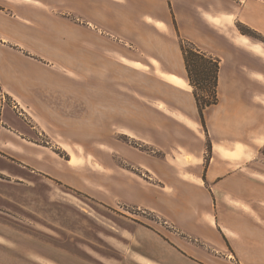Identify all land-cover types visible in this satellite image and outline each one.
Returning <instances> with one entry per match:
<instances>
[{"label": "crops", "instance_id": "0c3cea01", "mask_svg": "<svg viewBox=\"0 0 264 264\" xmlns=\"http://www.w3.org/2000/svg\"><path fill=\"white\" fill-rule=\"evenodd\" d=\"M179 38L220 60L206 136ZM141 74L172 93L166 110L149 101L164 133L186 137L156 140L162 158L136 161L153 182L124 181L117 198L162 219L182 264H264V0H0V91L23 110Z\"/></svg>", "mask_w": 264, "mask_h": 264}, {"label": "rangeland", "instance_id": "374dc122", "mask_svg": "<svg viewBox=\"0 0 264 264\" xmlns=\"http://www.w3.org/2000/svg\"><path fill=\"white\" fill-rule=\"evenodd\" d=\"M69 92L24 110L2 93L0 264H142L149 255L182 264L161 238L162 219L116 195L124 181L153 182L136 161L162 158L156 140L173 150L186 137L165 134V114L150 110L149 101L166 110L172 93L149 74ZM198 129L206 136V124Z\"/></svg>", "mask_w": 264, "mask_h": 264}, {"label": "trees", "instance_id": "16d2710c", "mask_svg": "<svg viewBox=\"0 0 264 264\" xmlns=\"http://www.w3.org/2000/svg\"><path fill=\"white\" fill-rule=\"evenodd\" d=\"M238 29L244 35L263 41L262 37L247 28L239 26ZM179 41L188 83L192 88L199 119L202 126H204V111L218 103L217 86L220 60L200 50L189 41L181 38H179ZM201 89L208 91L200 95L198 90ZM207 150H210L209 144Z\"/></svg>", "mask_w": 264, "mask_h": 264}, {"label": "built area", "instance_id": "2783aa9c", "mask_svg": "<svg viewBox=\"0 0 264 264\" xmlns=\"http://www.w3.org/2000/svg\"><path fill=\"white\" fill-rule=\"evenodd\" d=\"M0 93H1V94H0V98H1V99H4V95L2 94L1 91H0Z\"/></svg>", "mask_w": 264, "mask_h": 264}]
</instances>
